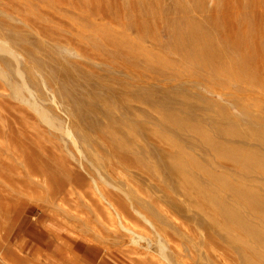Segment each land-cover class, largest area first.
Segmentation results:
<instances>
[{
	"label": "rangeland",
	"instance_id": "rangeland-1",
	"mask_svg": "<svg viewBox=\"0 0 264 264\" xmlns=\"http://www.w3.org/2000/svg\"><path fill=\"white\" fill-rule=\"evenodd\" d=\"M0 42V264H86L84 252L100 264H264L242 229L215 215L239 246L202 229L210 205L186 185L196 178L264 235V207L212 179L264 202V163L220 159L183 128L264 153L216 133L264 138V0H0ZM154 151L199 168L184 159L194 177L170 175Z\"/></svg>",
	"mask_w": 264,
	"mask_h": 264
},
{
	"label": "bare ground",
	"instance_id": "bare-ground-1",
	"mask_svg": "<svg viewBox=\"0 0 264 264\" xmlns=\"http://www.w3.org/2000/svg\"><path fill=\"white\" fill-rule=\"evenodd\" d=\"M207 44V43H206ZM9 47L6 45V43H4V42H0V54H3V53H9V49H8ZM216 48V47H215ZM203 57V56H202ZM204 58V57H203ZM184 96V95H183ZM188 96V95H187ZM185 97V96H184ZM166 98V97H165ZM183 100H184V98H183ZM190 101L192 102V100L190 99ZM189 101H187V103H188ZM194 102V101H193ZM189 105H190V102H189ZM192 105V104H191ZM199 105H200V103H199ZM183 106H184V104H183ZM186 106H187V104H186ZM191 107V106H190ZM203 107V106H202ZM196 108H198V106L196 107ZM208 109V108H207ZM203 110H204V107H203ZM205 110H206V108H205ZM204 110V111H205ZM183 112V111H182ZM186 112V111H185ZM194 111H192V113H193ZM175 113H177V112H175ZM184 113V112H183ZM179 114V119H177L178 118V116H177V118H175L174 116H175V114L174 115H172V116H168V114H167V116L169 117H165L166 118V121H168V120H176V122L178 121V120H180L181 118H180V113H178ZM188 114H189V112H188ZM210 114V113H209ZM220 114V113H219ZM183 116V115H182ZM203 116V115H202ZM209 117L208 118H206V117H204L203 119H206V121L207 122H209L210 124H219V123H222V122H219L220 121V119L218 118H216L215 119V117L217 116H215L214 115V117L213 116H210V115H208ZM220 117V116H219ZM185 118V117H184ZM182 119H183V117H182ZM208 119V120H207ZM204 122V123H206L207 124V122ZM169 122V121H168ZM167 122V123H168ZM175 122V121H174ZM175 122V123H176ZM171 123L173 124V122L171 121ZM178 123V122H177ZM181 123H182V121H181ZM176 125V124H175ZM179 125H181L180 123H179ZM179 125H178V127H179ZM185 125H186V122H185ZM189 125V124H188ZM184 126L183 128L185 129V131H192L193 133H195V134H198L199 136H201V138H199L198 137V139H199V141H200V144H203V146L204 147H206V146H210V147H214V154L218 157V158H220V159H224V160H232V161H238L239 163H242V164H244V165H246V166H252L253 167V165H256V164H262V163H264V153H261L260 151H258V149H250V148H248V149H245V147L243 148V147H226V146H224V145H222V144H220L221 145V147L220 146H218V145H216L215 144V141H213V139H211V137H209V136H207V134L206 133H203V131H201L200 130V132H199V130H196V129H194V128H191V126L192 125H190V127L189 126ZM234 125V124H233ZM182 126V125H181ZM177 127V128H178ZM196 127V126H195ZM200 127V126H199ZM210 128H212L211 126H210ZM228 128V127H227ZM180 130L179 131H181V129H182V127H180L179 128ZM177 130V129H176ZM213 130V129H212ZM65 132H66V134L68 135V137L71 139V141L73 142V144H74V146H76V144H75V142H76V138L73 136V134H72V132L68 129V130H65ZM220 133L222 136L221 137H223V140L224 141H227V142H236V141H238V142H247L249 139H251V140H254V143L257 145V146H259V145H264V138L263 137H256V138H252V137H249L247 134H244L239 128H237V127H232V129H230V130H224V129H222V126H219L218 128H216V133ZM182 133H184L183 132V129H182ZM194 134V135H195ZM220 136V135H219ZM257 136H258V134H257ZM206 145V146H205ZM207 149V148H206ZM210 150V149H209ZM155 152V151H154ZM155 154H156V156L159 158L158 160H159V162H163L164 163V165L165 166H167V171L170 173V175L171 174H182V175H185V174H187L188 173V175H189V177L190 176H193L194 177V175H191L190 173H189V171L187 170L188 169V167L186 168V167H184L185 166V164L184 163H186L187 162V159H188V161H190L189 159H191V158H189V157H184V155L182 154V152H178V153H176L175 152V154L173 153H171V154H169V156H167V155H165L164 153H162L161 151L159 152V151H156L155 152ZM184 159H186V162L184 161ZM191 161L193 162V160L191 159ZM184 162V163H183ZM190 163V162H189ZM182 164H184V166L182 165ZM191 164V163H190ZM190 164H188V162H187V165H190ZM194 166L195 167V163H192L191 164V166ZM191 166H190V168H191ZM192 166V167H193ZM197 167H198V164L196 165ZM196 168V167H195ZM199 168V167H198ZM197 168V169H198ZM202 170V169H201ZM195 171V170H194ZM204 171V174H205V170H203ZM249 173V172H248ZM247 172L245 173V174H243V177L244 178H247V177H249V174H248ZM207 175H209L210 176V173L209 174H207ZM207 175H205V176H207ZM213 175V174H212ZM216 175V173H214V176ZM218 175V174H217ZM204 176V175H203ZM214 176H212L213 178L212 179H215V180H217L218 178L219 179H221V186H224L225 187V184H226V191H227V193H229V195L230 196H233V197H238V198H241L243 201H242V205H246V206H250V207H254V208H256V209H262L263 207H264V202H263V200H261L260 198H258L257 197V189H256V191L253 189V188H250V186L248 187V186H246L245 184H243V183H241V182H238V183H228V181H229V179H227V177H224L225 179H227L226 181L225 180H223L224 178H222V175L220 176V177H217V178H215ZM206 178V177H205ZM191 180H192V178H190ZM211 179V178H210ZM189 178H187V182H186V185H188V187L191 189V190H195V191H197L196 192V196H194L199 202H200V198H201V200H203L204 202H207L210 206H209V208H210V210H211V212L210 211H208V212H202V215H200V217L201 218H197L196 219V221L198 220V221H200V222H202L201 224L203 225L204 224V226H201L202 227V229L206 226V227H209V229L208 228H206V229H208V230H214V229H217V230H220V231H223V232H221V234L223 233L224 234V231L226 230V231H228L225 227H223L222 225H219V220H216V217H215V215L217 216V217H220V218H222V220H224V222L227 224L228 223V225L230 224V225H233V226H235L236 227V229H237V231H238V233H239V229H240V232L243 230L245 233H246V235L248 236V238L253 242V244L255 245V246H257L258 248H259V250H260V252L262 253V254H264V235L259 231V229L258 228H256L254 225H252L251 223H250V221L247 219V218H245L244 216H242L240 213H239V210H238V208H237V206H235L234 204L232 205V202H231V204L230 203H228L227 202V199H226V201H223V198L221 199L220 197H218V194H216V195H214V196H205L206 194H203L202 193V187H200L199 185H197L198 184V181H197V183H194V181L195 180H197L196 178H193V180L194 181H191V180H189ZM94 182V181H93ZM212 182V181H211ZM217 182V181H216ZM220 184H219V186H220ZM259 186H261L262 188H264V185L263 184H260ZM223 187V188H224ZM256 187V186H255ZM96 188H97V186H96ZM219 191V190H218ZM107 195V194H106ZM99 196L101 197V199L103 200V202L114 212V214H115V217H116V219L118 220V222H119V226L124 230V231H127L128 229L126 228V227H124L123 226V215L119 212V210L111 203V202H109L106 198V196H104V195H102L100 192H99ZM106 197V198H105ZM222 197V196H221ZM202 202V201H201ZM207 206V205H206ZM240 206V205H239ZM178 211L179 212H182V211H184L183 210V208L182 207H179L178 206ZM213 211V212H212ZM201 212V211H200ZM241 212V211H240ZM184 213V212H183ZM243 213V212H242ZM262 214V213H261ZM244 215V214H243ZM261 216H263L264 217V214L263 215H261ZM260 216V217H261ZM114 223V222H113ZM224 223V224H225ZM200 224V223H199ZM223 224V225H224ZM225 224V225H226ZM224 225V226H225ZM227 226V225H226ZM76 227V226H75ZM111 228H112V226H111ZM225 228V229H224ZM234 227H232V229H233ZM224 229V230H223ZM231 229V230H232ZM235 228H234V230H236ZM242 229V230H241ZM264 229V228H263ZM111 230V229H110ZM262 230V229H261ZM205 231H207V230H205ZM97 232V231H96ZM128 232V231H127ZM211 232V231H210ZM264 232V231H263ZM44 233V232H43ZM227 233V232H226ZM224 234V235H226L227 236V234ZM228 233H229V231H228ZM231 233V232H230ZM229 233V234H230ZM209 234V233H208ZM220 233H219V235H221ZM222 234V236L221 237H224V235ZM140 236V235H139ZM211 236V235H210ZM229 236V235H228ZM114 237V236H113ZM220 237V239H222ZM229 237H231V234H230V236ZM141 239V238H140ZM230 240V242H232V243H237L238 244V246H239V243L238 242H240V239H239V241H238V238L237 239H235V238H229ZM137 242H138V240L137 239H135ZM133 241V243H135V241L134 240H132ZM243 241V240H242ZM132 243V244H133ZM138 243H136V245H137ZM240 244H242V243H240ZM245 244L246 245H248L247 244V242H245ZM229 246V245H228ZM211 247H212V245H211ZM236 248V247H235ZM245 249V248H244ZM256 249V247L254 248V250ZM251 254V253H250ZM253 254V253H252ZM258 254V253H257ZM260 254V253H259ZM245 255V254H244ZM255 256H256V254H254ZM209 256V255H208ZM242 255H240V257H241ZM244 257V256H243ZM245 258V257H244ZM246 259H249V258H246ZM241 260V259H240ZM250 260V259H249ZM248 260V261H249ZM254 260V259H253ZM247 261V262H248ZM214 262V261H213ZM212 264V263H211ZM244 264H245V262H244Z\"/></svg>",
	"mask_w": 264,
	"mask_h": 264
},
{
	"label": "crops",
	"instance_id": "crops-1",
	"mask_svg": "<svg viewBox=\"0 0 264 264\" xmlns=\"http://www.w3.org/2000/svg\"><path fill=\"white\" fill-rule=\"evenodd\" d=\"M35 238L37 240H41V235H40V232H39V229L35 227ZM58 255V254H57ZM80 257L81 259L86 263V264H100V259L101 258H98L97 260H95L93 258V256H91L90 254H88V252H84L83 254L80 253ZM77 264V263H76Z\"/></svg>",
	"mask_w": 264,
	"mask_h": 264
}]
</instances>
